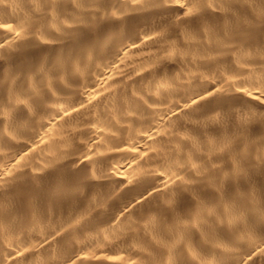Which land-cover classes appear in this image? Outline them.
Masks as SVG:
<instances>
[{"label": "bare ground", "instance_id": "1", "mask_svg": "<svg viewBox=\"0 0 264 264\" xmlns=\"http://www.w3.org/2000/svg\"><path fill=\"white\" fill-rule=\"evenodd\" d=\"M0 264H264V0H0Z\"/></svg>", "mask_w": 264, "mask_h": 264}]
</instances>
